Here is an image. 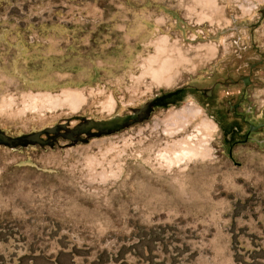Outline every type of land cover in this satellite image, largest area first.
Instances as JSON below:
<instances>
[{
  "label": "rangeland",
  "instance_id": "obj_1",
  "mask_svg": "<svg viewBox=\"0 0 264 264\" xmlns=\"http://www.w3.org/2000/svg\"><path fill=\"white\" fill-rule=\"evenodd\" d=\"M149 101L0 145V264H264V0H0L7 134Z\"/></svg>",
  "mask_w": 264,
  "mask_h": 264
},
{
  "label": "water",
  "instance_id": "obj_2",
  "mask_svg": "<svg viewBox=\"0 0 264 264\" xmlns=\"http://www.w3.org/2000/svg\"><path fill=\"white\" fill-rule=\"evenodd\" d=\"M153 109V101H149L141 108H132V112L130 113L122 115L115 114L108 118L95 119L78 115L75 117L79 121L72 126L68 125L69 120L67 119L65 122L17 136L9 135L0 129V145L7 147H14L16 144L25 145L28 143L38 144L40 146H44L46 144L53 145L52 140H55L56 138L48 136L49 138L45 139L42 137L44 134H54L62 137L63 139H68L71 143H75L77 141L86 143L93 136L110 134L131 124L148 119ZM260 125H264V123L255 127L258 128ZM60 129L62 130L60 131ZM250 130H252V127H250Z\"/></svg>",
  "mask_w": 264,
  "mask_h": 264
},
{
  "label": "flooded vegetation",
  "instance_id": "obj_3",
  "mask_svg": "<svg viewBox=\"0 0 264 264\" xmlns=\"http://www.w3.org/2000/svg\"><path fill=\"white\" fill-rule=\"evenodd\" d=\"M250 81H251V79L249 78V76H247V75H240L237 79L231 78L229 82H230L231 84H234V85L239 84V82H242L243 84L247 85V84L250 83ZM206 95H207V98L210 99L211 96L213 95V90H212L211 88H208V89L206 90ZM154 103H155V101H153V107H156L157 105L154 104ZM155 105H156V106H155ZM236 107H237V106H233V105L230 106L231 110H233V109L236 108ZM261 123H264V122H256V123H251V122H249V123H248V130L246 131L244 138H243L242 140H235V141H233V143L236 144V143H238V141H242V143H244L245 141L248 140V138L250 137V135H251L252 133L261 132V131L264 129V125H260L258 128L255 127V126H257V125H259V124H261ZM68 125H69V126H72V125H74V124H72V125L68 124ZM250 127H252V130H250ZM232 129H233V133L236 132V131L238 130V128L236 127V125L233 126ZM61 130H62V129H60V131H61ZM233 133L230 134V132H228V133H227V138H228V139H232ZM44 135H45V134H44ZM42 136H43V135H42ZM45 136H46L45 139L49 138L48 136H53V137H55V138L60 137V136H56V135H54V134H50V135L48 134V135H45ZM61 138H62V137H61ZM55 140H56V139H55ZM55 140H52V144H54V141H55ZM229 155H231V150H229Z\"/></svg>",
  "mask_w": 264,
  "mask_h": 264
},
{
  "label": "bare ground",
  "instance_id": "obj_4",
  "mask_svg": "<svg viewBox=\"0 0 264 264\" xmlns=\"http://www.w3.org/2000/svg\"><path fill=\"white\" fill-rule=\"evenodd\" d=\"M179 159H181V158H179Z\"/></svg>",
  "mask_w": 264,
  "mask_h": 264
}]
</instances>
